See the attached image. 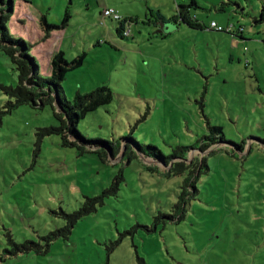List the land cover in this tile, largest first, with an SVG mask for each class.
Returning <instances> with one entry per match:
<instances>
[{
	"label": "rangeland",
	"instance_id": "rangeland-1",
	"mask_svg": "<svg viewBox=\"0 0 264 264\" xmlns=\"http://www.w3.org/2000/svg\"><path fill=\"white\" fill-rule=\"evenodd\" d=\"M195 1L189 13L203 29L181 24L165 35L152 24L155 12L170 18L190 0L14 1L9 32L30 44L43 76L57 50L69 60L85 53L61 84L69 101L99 86L112 92L79 132L122 145L101 162L63 147L56 135H37L58 124L48 107L5 114L0 264H264V24L252 21L264 0ZM109 8L132 18L129 38L118 35L119 21L103 16ZM40 17L58 28L46 32ZM211 21L234 32L211 31ZM239 25L243 39L235 35ZM16 84L0 51V108L8 101L2 87ZM211 126L221 127L223 142L200 150ZM134 143L165 156L178 147L196 151L165 167ZM188 172L195 191L182 186ZM103 191L85 214L86 198ZM81 209L68 233L67 216Z\"/></svg>",
	"mask_w": 264,
	"mask_h": 264
},
{
	"label": "trees",
	"instance_id": "trees-1",
	"mask_svg": "<svg viewBox=\"0 0 264 264\" xmlns=\"http://www.w3.org/2000/svg\"><path fill=\"white\" fill-rule=\"evenodd\" d=\"M14 1L15 0H0V51L9 58L15 72L17 73V84L15 86L2 87V91L8 98V101L2 108H0V126L2 124L3 116L5 114H10L20 106L28 105L37 110H42L45 107H48L58 124L56 126L39 129L37 135L40 138L56 135L60 137L63 147L75 148L81 153H95L101 162H105L107 159L105 151L109 153L110 157H115V155L118 154L119 147L122 145L121 143L114 144L110 141L101 139H89L84 137L77 128L78 123L89 113L94 112L99 107L111 103L113 96L110 88L107 86H99L85 94L76 92L73 99L69 101L64 95L61 84L65 80L68 72L78 69L84 64L85 53L69 60L62 51L59 50L55 52L50 59V73L48 76H43L35 57L31 54L30 44L21 38H15L9 32L7 25L13 13L15 5ZM195 5V0H190L189 4L186 5L179 4L177 14L170 18H165L162 14L156 11L154 20L156 22L163 21L175 24L177 22H181L193 29H203V25L195 17L192 18L190 16L189 9ZM68 18L69 15L66 13L62 20V25H65ZM131 19L132 18H128L130 22L132 21ZM124 21L125 20L121 21L116 29L120 37H123L121 32ZM252 21L254 25L264 24V4L261 5L257 16L254 17ZM39 22L43 25L46 32L51 29L58 28L57 26L48 24L45 17H40ZM242 32L243 31H241V33ZM241 33L236 31L235 35L243 39L241 37ZM208 130L209 136H204L200 140L202 143L200 150L216 147L223 142L221 127L211 126ZM70 138H73L74 140L70 141ZM134 144L138 153L151 158L153 161L160 163L158 165H163L165 167L169 166L171 161L177 159L182 161L185 160L186 156L182 154L183 152H187L189 150L196 151V149L189 147H178L174 149L170 155L165 156L152 145ZM94 147H100L101 150H87V148ZM125 154L127 155V150L125 151ZM202 166H204L203 160L202 163L199 164V167L196 168L197 170H195V173L198 172V175L200 176ZM173 167L174 172H176L177 175L182 173V165L180 162L174 164ZM153 169L154 168H151V170ZM192 174L193 172L191 174L188 172V177L183 181L182 186L183 188L190 187L195 191L193 186L195 178L194 174ZM119 179L120 173L113 184H117ZM106 193H108V191H103L95 198H86L83 206L84 213L86 214L93 211L95 209L94 203L100 202L101 198ZM180 197L181 195L179 198ZM88 205L89 208H86ZM82 211L83 210L81 209L80 212L67 216L69 225V227H67L68 233L70 228L74 226L77 218L83 214ZM182 217L183 215H181L178 219L181 220ZM167 219L172 220L173 218L167 217ZM137 264H145L144 259L137 258Z\"/></svg>",
	"mask_w": 264,
	"mask_h": 264
},
{
	"label": "built area",
	"instance_id": "built-area-1",
	"mask_svg": "<svg viewBox=\"0 0 264 264\" xmlns=\"http://www.w3.org/2000/svg\"><path fill=\"white\" fill-rule=\"evenodd\" d=\"M103 16L105 18H109L113 21H124V24H123V28H122V36L125 37V38H128L131 36V30H130V21L128 20V18H122L120 16V14L118 13V11L114 10V9H105L103 11ZM208 29L211 30V31H215V32H224V33H233L234 32V29H235V26L232 25V24H229L225 27L217 24L216 22L214 21H211L208 25ZM243 30L242 26H238V28H236L235 31H238L241 33V31Z\"/></svg>",
	"mask_w": 264,
	"mask_h": 264
},
{
	"label": "water",
	"instance_id": "water-1",
	"mask_svg": "<svg viewBox=\"0 0 264 264\" xmlns=\"http://www.w3.org/2000/svg\"><path fill=\"white\" fill-rule=\"evenodd\" d=\"M158 26L160 27L157 31L159 34H167L171 32L173 28H175L176 24L171 22L159 21Z\"/></svg>",
	"mask_w": 264,
	"mask_h": 264
},
{
	"label": "crops",
	"instance_id": "crops-1",
	"mask_svg": "<svg viewBox=\"0 0 264 264\" xmlns=\"http://www.w3.org/2000/svg\"><path fill=\"white\" fill-rule=\"evenodd\" d=\"M180 4H184V5H186V3L185 2H180ZM159 12V11H158ZM160 13V12H159ZM160 14H162V13H160ZM163 15V14H162ZM165 18H168V17H166L165 15H163ZM136 21V20H135ZM149 23H151V21H149ZM158 23L159 22H156L155 20L152 22V24H153V26H155L156 28H158L159 26H158ZM181 24H183V23H181V22H177L176 23V25H181ZM239 26H241V25H239ZM243 31V30H242ZM243 33V32H242ZM241 33V37L243 38V34ZM162 35H165V34H162ZM57 51H59V50H57ZM56 51V52H57ZM61 51V50H60ZM54 54V53H53ZM52 54V55H53ZM52 55H51V57H52ZM51 59V58H50ZM49 73H50V71L48 72V74L46 75V76H48L49 75Z\"/></svg>",
	"mask_w": 264,
	"mask_h": 264
}]
</instances>
